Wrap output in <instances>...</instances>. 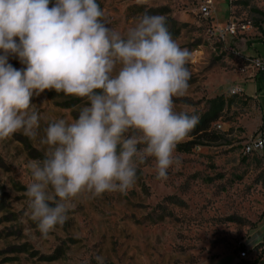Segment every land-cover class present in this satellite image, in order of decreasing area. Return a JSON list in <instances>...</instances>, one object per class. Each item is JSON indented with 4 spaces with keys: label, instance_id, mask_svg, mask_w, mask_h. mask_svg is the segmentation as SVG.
<instances>
[{
    "label": "rangeland",
    "instance_id": "1",
    "mask_svg": "<svg viewBox=\"0 0 264 264\" xmlns=\"http://www.w3.org/2000/svg\"><path fill=\"white\" fill-rule=\"evenodd\" d=\"M231 1L214 0L205 16V0H97L110 27L121 31L144 13L167 17L173 39L191 53L189 89L173 98L176 109L200 117L213 99L232 98L221 128L213 126L220 137L188 153L175 149L180 164L166 180L156 178L150 158L126 194L79 198L47 237L24 217L30 177L24 165L42 158L40 146L22 132L0 140V264H96V255L105 264H264V154L242 151L264 132V76L250 62L264 58V0ZM230 16L250 20L254 29L220 40L213 28H225ZM8 63L25 67L15 56ZM241 83L257 94L262 114L256 99L231 93ZM32 103L50 120L71 121L86 100L46 90ZM245 247L250 258L240 259Z\"/></svg>",
    "mask_w": 264,
    "mask_h": 264
},
{
    "label": "clouds",
    "instance_id": "2",
    "mask_svg": "<svg viewBox=\"0 0 264 264\" xmlns=\"http://www.w3.org/2000/svg\"><path fill=\"white\" fill-rule=\"evenodd\" d=\"M49 5L0 0V140L22 132L40 146L42 158L24 165V217L44 237L68 220L79 198L126 194L150 158L156 178L166 180L180 164L177 145L200 119L174 104L188 92L191 53L173 39L166 16L144 13L121 31L97 0ZM9 56L25 67L14 68ZM46 90L86 104L71 121L50 120L32 103ZM252 147L264 154V141ZM95 260L105 264L101 255Z\"/></svg>",
    "mask_w": 264,
    "mask_h": 264
},
{
    "label": "built area",
    "instance_id": "3",
    "mask_svg": "<svg viewBox=\"0 0 264 264\" xmlns=\"http://www.w3.org/2000/svg\"><path fill=\"white\" fill-rule=\"evenodd\" d=\"M230 4H232L231 0H230ZM213 5H214V0H205L203 5L200 7V12L205 16H209ZM213 29H214L213 32L214 31L217 32L220 40L226 41L227 37L229 36L236 38L239 34H242V33H245V32H248L254 29V24L250 20L245 21V20H240L239 18L235 16H230L225 28H213ZM250 62H251L252 67L257 72L261 73L264 71V59L261 56H258L256 58H251ZM231 93L235 95L236 94L242 95L243 93H245V91L242 88V86H235L231 90ZM214 127L221 128V125L219 122H216L214 124ZM253 141H264V132L256 136H253L248 141H246V143L243 146V150H242L244 155L261 153L252 147ZM249 252H250V249L248 247H245L239 253L240 259H244V258L249 259L250 258Z\"/></svg>",
    "mask_w": 264,
    "mask_h": 264
},
{
    "label": "trees",
    "instance_id": "4",
    "mask_svg": "<svg viewBox=\"0 0 264 264\" xmlns=\"http://www.w3.org/2000/svg\"><path fill=\"white\" fill-rule=\"evenodd\" d=\"M264 22V12H260ZM264 76V71L260 73L259 78ZM235 95V94H233ZM232 101L227 100L224 96L213 99L209 108L200 116L199 123L196 127L180 142L176 150L179 152H191L197 146H204L219 139V134L215 132L213 126L222 117L225 107ZM264 123V118H263Z\"/></svg>",
    "mask_w": 264,
    "mask_h": 264
},
{
    "label": "crops",
    "instance_id": "5",
    "mask_svg": "<svg viewBox=\"0 0 264 264\" xmlns=\"http://www.w3.org/2000/svg\"><path fill=\"white\" fill-rule=\"evenodd\" d=\"M263 59H264V58H263ZM240 86H242V88L244 89V86L242 85V83H241ZM245 94H247V93H245ZM247 96H249V97H251V98H253V99H256V100L258 101V105H259V97L257 96V94H255V95L247 94ZM259 108H260V112H261V107H260V105H259ZM261 114H262V112H261ZM263 118H264V116H263V114H262V120H263Z\"/></svg>",
    "mask_w": 264,
    "mask_h": 264
}]
</instances>
